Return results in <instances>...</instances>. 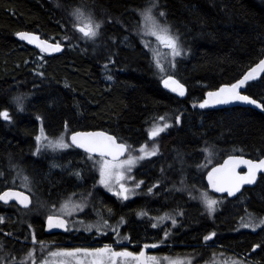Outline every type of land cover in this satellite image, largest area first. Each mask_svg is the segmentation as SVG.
Wrapping results in <instances>:
<instances>
[{
    "label": "trees",
    "instance_id": "trees-1",
    "mask_svg": "<svg viewBox=\"0 0 264 264\" xmlns=\"http://www.w3.org/2000/svg\"><path fill=\"white\" fill-rule=\"evenodd\" d=\"M154 2L157 0H0V113L7 111L10 117L0 116V175L9 177L22 170L35 178L41 175L44 195L51 196L53 191L55 198L65 197L78 186L76 176L67 172L63 176L60 169L50 176L44 170L49 166L35 151L41 127L51 136L101 129L132 148L148 143L154 122L163 117L170 126L160 136L161 151L137 168L135 176L137 183L143 181L139 186L145 192L150 183L154 192L162 190L159 195L153 192L150 208L154 213L173 206L184 211L185 224L176 239L192 246L175 249H227L264 264V229L232 231L248 212L264 215V174L256 186L245 188L236 199L223 196L222 208L211 218L202 211L200 199L196 203L189 200L196 197L184 194L190 187L207 191L206 171L228 155L264 157V112L250 107L199 106L208 91L236 82L264 57V1L158 0V10L182 49L172 60L159 59L163 71L157 66L152 38L140 22L141 11ZM80 6L92 15L97 11L101 27L95 40L79 31L76 18L69 13ZM20 31L39 33L64 44L65 50L58 55L42 53L19 41L16 35ZM168 75L186 86L185 97L163 87ZM245 93L264 103V74L248 82ZM18 95L27 97L25 105L15 102ZM69 153L75 156L64 155L67 157L59 162H73L74 169H82L81 196L90 200L72 222L80 218L98 224H91V231L81 227L70 235L59 234L56 240L116 242L111 228L117 225L119 214L128 222L124 230L131 234V242L151 239L152 234L145 233L146 222V227L139 225L133 216L135 210L149 208L146 197L123 202L101 187L92 191L96 175L91 166L78 161L82 152L73 149ZM207 155H212V161L203 171L204 163L200 164ZM171 178L172 184L164 191L160 180ZM6 214L9 218L0 222V240L8 251L27 252L33 226L39 234L36 241L50 238L44 235L42 217L27 220L22 213ZM101 229L107 235L102 236ZM163 232L155 235L163 237ZM212 232L215 237L205 241L204 236ZM157 251L167 252L168 248L162 245Z\"/></svg>",
    "mask_w": 264,
    "mask_h": 264
},
{
    "label": "snow or ice",
    "instance_id": "snow-or-ice-1",
    "mask_svg": "<svg viewBox=\"0 0 264 264\" xmlns=\"http://www.w3.org/2000/svg\"><path fill=\"white\" fill-rule=\"evenodd\" d=\"M157 6L158 0L140 13L145 22V31L147 34L155 36L157 41L164 47L169 48L172 57L180 56L182 54V49L179 46V38L171 33L169 26L161 24L153 14V8ZM73 16L79 22V31L83 33L84 36L94 38L98 35L101 24L95 22L91 15H86L82 9H75L73 11ZM159 16H164V13L159 12ZM17 35H19L22 40H27L29 43H36L42 51H61V45L59 43L50 44L48 41H41L35 34L21 32ZM158 57L159 53L157 52L156 63L163 71V65L160 63ZM172 66L174 67V64ZM259 74H264V60L259 61L255 67L251 68L243 78L239 79L237 82L226 84L217 91L208 92V99H205L199 106L205 108L210 104L219 105L243 102L264 109V103H260L251 96L241 93V88L245 87L249 80L256 79ZM109 79H111V77H109ZM163 83L166 88H171L173 92H177L180 96H184L186 93L185 86L171 75H168L163 80ZM0 116L5 120L10 119L7 111L0 113ZM160 119H163V117ZM167 127H169L167 124H164L163 127L154 125L149 132L150 137L155 138L159 136ZM36 140L38 143L48 140L49 143L46 147L52 149H64L70 146L63 136L56 140H50L45 135L43 127H41V134L36 137ZM71 144L83 148L88 153L99 154L101 159L97 161V163L100 165V183L110 191L113 189L114 185L118 186L119 190L116 191L115 194L122 197L124 200L129 198V193L132 191L123 183L125 180V171H131L138 160L156 155L158 151V145L149 150L148 145L145 144L139 149L142 155H132L129 151L131 148L130 145L122 142L117 143L115 136L108 135L105 132H76L71 136ZM39 151L40 149L37 148V152ZM240 151L243 150L240 149ZM126 152L129 153L128 157L126 159H121ZM241 165L247 168V171L243 174L238 171ZM258 173H264V158L253 160L245 159L243 156L231 155L219 167L212 169L208 174V181L216 192L235 196L244 185L255 184ZM25 180H27V177H25ZM139 183H143V181ZM139 183L136 187H139ZM13 198L24 207H28L31 203L30 197L22 192L8 191L0 195V200L5 202ZM203 200L209 213H214L216 210L215 206L218 202L208 197L207 194L203 195ZM73 207L80 208L82 206L74 205ZM61 210L71 214L70 202H65L61 206ZM182 214L183 213H181V215ZM139 215L144 216L146 213L140 212ZM173 224H175V220H173ZM156 226V224L152 225V227ZM242 226L252 229L264 226V218L257 219L250 215L248 222L242 223ZM48 227L49 229L66 228V221L61 216L50 215L48 217ZM165 235H167V233H165ZM215 235L216 233L212 232L210 235L205 236L204 239L205 241L211 240ZM124 239H129V237H124ZM36 242V237L33 233V243ZM39 243L43 245L44 242L40 241ZM156 247H158L157 244H145L144 250L139 252H132L127 248L116 250L112 245H104L101 248L59 249L49 253V257L54 258L51 262L49 260H44L42 264H67L69 260H71L72 264H160V258L154 255H148L146 251L148 248ZM256 247L258 248L260 245ZM35 251V249H32L28 254V260L32 261V264H35ZM163 259L166 260L168 264H185V261L180 259H173L170 257H164ZM22 264H27V262L24 261ZM187 264H191V261H187ZM232 264H242V262L233 261Z\"/></svg>",
    "mask_w": 264,
    "mask_h": 264
},
{
    "label": "rangeland",
    "instance_id": "rangeland-1",
    "mask_svg": "<svg viewBox=\"0 0 264 264\" xmlns=\"http://www.w3.org/2000/svg\"><path fill=\"white\" fill-rule=\"evenodd\" d=\"M262 1H264V0H262ZM75 9L76 8H73V9H71L69 11L71 16H73V11ZM77 9H82L83 12L86 15H91L92 19L95 22H98L97 11L96 10H93L95 15H92L90 11L85 10L83 7L81 8V6L77 7ZM159 12L160 11L158 10V7L153 8V14L156 16V18L159 20V22L161 24H163V25L169 26L170 30H171V26L167 22H165L161 16H159ZM99 16L102 18L100 13H99ZM75 22H76L77 27L80 26L79 22L77 20ZM140 22L142 24L143 30L145 31V22H144V19L141 16V14H140ZM171 33H172V30H171ZM149 36L152 38V42H153V47L152 48H153V51L155 53V56L157 57V52H158L159 53V57L158 58L161 61H163V60L166 61V59L168 57H170V59L172 60L173 57L171 55V50L164 48V46L157 41L155 36H152V35H149ZM97 37L95 36L91 40H95ZM43 55H41V57H43ZM15 102H17V104L20 102V103H23V105H25L26 102H27V97L24 96V95L20 97V95H18L15 98ZM164 124L169 125V123L164 118L163 119L159 118V119H157L154 122V125H159L161 127H163ZM168 128L169 127L165 128L164 131H166ZM43 130H44L45 135L50 140H56L59 137L63 136L65 141L70 145L68 148H64V149H59V148L52 149V148L46 147V145L49 143L48 140H44L42 143H38L37 140H36L35 151H36L37 155L40 156L41 159L45 161L44 164L46 165V167L49 166L48 168H45L44 170H48V175H50V176H52L53 173L55 171H57L58 169H60L61 175L66 174L65 172H67L68 174H66V175H69V176L70 175L73 176V174H74L76 176V179H77V180H75L76 185H78L77 187L76 186L75 187H76V189L78 188L79 191L74 189L72 193H68L65 197H63L61 199L55 198V199H58V202L50 203L49 201H47V199L45 197H43L44 196L43 189H42V186L40 185V182H41L40 181L41 180L40 176L41 175H39L37 178H35V175H31V174H28V173H20L19 175L18 174H15V175L14 174L13 175L10 174V176L8 177V180L9 181L15 180L16 182L13 181V183L16 186H17V184L18 185L21 184L20 186H23V187H25V188H27V189H29L31 191L33 190V188H36L35 189L36 190L35 191V195L36 196L34 195L33 206L29 210H26V211H24L22 213V215L27 220H29V219H31L33 217H36V216H45V214L44 215H39V214L45 212L46 214H49V213L62 214V215L67 216L70 219V221H72V217L74 215H76L81 210V208H83L84 206H86V204H88L90 202L89 198H87L86 196H81V194H80L81 189H82L81 185L84 182L85 177L82 176V169L81 168H79V169L78 168L77 169L73 168L74 167L73 162H69V163L63 164V165H61L60 162H59V159H61V158H66L67 156L68 157H70V156L74 157L75 156L74 153H69L71 151V149H73V146H72V144H71V142L69 140V135L70 134L68 132H62V133H60L58 135L51 136V135L47 134V132H46V130L44 128H43ZM164 131H162L159 134V136H157L155 138L150 137V141L148 143H143V144H141V145H139L137 147L134 146V147L129 149V151L131 152L132 155L140 156V155H142V153L139 152V149L143 145L147 144L149 150H151L154 146L158 145V151H157L156 155L145 157L142 160H138L137 163L135 164V166L132 167L131 171H125V180L123 181V183H125V185L129 189L132 190L129 193V198L127 200H124L122 197L117 196L115 194L116 191L119 190L118 186L114 185L113 189L110 191L108 188H106L104 185H102L100 183V170H99L100 169V165L97 163V161H99L101 159V157L93 156V155H90V154H82L81 157H77L78 161L82 162L83 164H89L91 166V170L96 175V180L92 179V181H93V185L91 186L92 191L97 190V188L101 187L105 191H107V192L115 195L116 197L120 198L123 202L130 201L131 199H134V198H137V197H143V194H144L145 191L140 189V186L136 187V185L138 183H137V178L135 176V172H136L137 168H139L141 165L146 163L147 160L152 159V158H154V157L159 155V153L161 151L160 136H161V134ZM40 134H41V128H40L39 133H38L37 136H39ZM37 148L40 149L39 152H37ZM64 155H67V156L63 157ZM128 155H129V153L127 154V156L124 159H126L128 157ZM211 161H212V155H210V158L207 155L206 156V160L204 162V165L202 164L203 162L200 164V166L203 165L202 166L203 168H201V170L204 171L206 168H208V165L211 163ZM56 163H58V164L56 165ZM25 177H27V180H25ZM43 177H44V175H43ZM165 181H166V183H165ZM160 182H163V184H162L163 188L162 189H164V191L167 190V188L172 184V183H170L171 179L160 180ZM164 184H166V185H164ZM95 187H96V189H95ZM186 189L187 188L184 187V190H186ZM92 191H91V193H92ZM161 191L162 190H160L159 192L156 191V192H154V194L159 195ZM75 193H79V197L78 198L75 197L74 195H72V194H75ZM184 194L187 197L190 194H192L194 197H196V198H193V199L189 198V200L194 201V202H196L198 199H200V201H201V203L203 205L202 211L209 218H211L212 215H214V213H216L217 210L222 208L221 205L225 201V199H223L224 197H222V196H220V197L219 196L218 197L217 196H211L210 193L208 192V190L206 191L205 189H202V190L199 189L198 191H196V188H194V187L188 188L187 194L186 193H184ZM204 194H207L208 197H210L212 199H215L218 202L216 204V206H215L216 210H215L214 213L210 214L209 211L207 210L206 205H205L204 200H203V195ZM41 195H43V196H41ZM65 202H70L71 214H68L67 212H64V211L61 210V206ZM144 203H145V201L142 202V205ZM177 203H179V202H177ZM239 204L241 205L242 203L239 202ZM74 205H81L82 207L76 208V207H73ZM150 206L152 207V204H150ZM142 209H145V206ZM135 211H134L135 214L133 213L135 215V216L133 215L135 217V220L140 222L139 225L145 226V224H146L147 227L145 226L146 227V230H145L146 232L145 233L152 234V238L149 239V240H145L144 242H150V243L158 245V247L154 248L151 251V252H154V253L151 254V252H150L149 255H154V256L160 258V264H168V262L163 259L164 257H170V258H173V259H180V260L185 261V264H187V261H189V260L191 261V264H232L233 261H241L242 264H259L256 261H254V260H252V259H250V258H248L246 256L245 257L244 256H240V255H238L236 253H231V251H229L230 253H228L226 251L227 249H223V251L212 249L214 251H211V252H205V251L197 252V250L196 251L195 250L194 251H191V250L190 251L189 250H176L175 247L178 246V245H180V246L187 245V247H191L192 246V245H190V243L184 242V240L182 241L179 238L176 239L180 235L179 233H180V228H182V224H185V221L183 220L184 219V211L181 210L180 206H173L172 208H170L167 211H165L163 213H160V214H158L159 212H161L160 210H155V212H157V213H154V209H153L152 216L151 215L141 216V215H139L137 213V212H139V213L140 212H144V210H140V211H137V212H135ZM144 213H146V212H144ZM181 213H183V214L181 215ZM156 214H158V215H156ZM154 215H156V216H154ZM250 215L254 216L257 219L264 218L263 214L259 215L257 213L248 212L246 215H244L241 218L239 224H235V226L232 229V231H234V230L236 232H239L241 230H254V231H257L260 228L264 229V226L257 227L255 229L243 227L242 223L248 222ZM70 216H71V218H70ZM161 218H163V219H161ZM5 219L6 218L3 215H0V222L5 221ZM173 220H175V224H173ZM91 222L94 223V224H98L97 222H93V221H91ZM144 222H146V223L144 224ZM150 222L152 223V225L156 224L157 226L156 227H152ZM122 223H124V224H122ZM127 223L128 222L122 217L121 219L117 220V225H116V223H114V226H112L111 229L114 230V233H113L114 235L113 236L116 238L117 242H109V243L108 242H90V243H83V244L81 243V244H78V246H75V247H72V248H65V247L52 248L48 244H44V245L30 244V247H29L27 252L20 253V254H14L13 252L8 251L6 249V247H5L4 241L0 240V264H22V262H24V261H26L27 264H32V261L28 260V254L31 252L32 249L36 250L35 251V264H42V261H44V260H49L51 262V260L54 259V258L49 257V253L51 251H56V250H59V249L71 250V249H75V248H101L104 245H112L113 248H115L116 250H121V249L127 248L129 251L139 252L138 249L136 250L132 246L131 247L130 246H117L119 243H132L131 242L132 239H124V237L131 238V234L128 233L127 230H124V227L127 225ZM83 224H84V226H83ZM90 226L92 227L90 222H86L84 219L75 218V220L70 223V231L77 230V229H82L81 227L87 228L88 231H91V229H89V228H91ZM156 231H164L163 232V237H158L157 235H155ZM165 233H167V235H165ZM5 234H7V233L5 232ZM100 234L102 236L107 235L106 229H101V233ZM205 236H208V235H205ZM205 236H204V238H205ZM155 239H158V241L155 242L154 241ZM152 241H154V242H152ZM162 245H164V246H166L168 248L167 252H158L157 251V249L162 247ZM204 245H208V244L204 243ZM194 246H197V245H194ZM58 259H62V258H58ZM67 264H72L71 260L67 261Z\"/></svg>",
    "mask_w": 264,
    "mask_h": 264
},
{
    "label": "flooded vegetation",
    "instance_id": "flooded-vegetation-1",
    "mask_svg": "<svg viewBox=\"0 0 264 264\" xmlns=\"http://www.w3.org/2000/svg\"><path fill=\"white\" fill-rule=\"evenodd\" d=\"M70 136V135H69ZM73 146V145H72ZM73 149H75L76 151H79V150H77L76 148H74L73 147ZM73 149H71V150H73ZM82 152V151H81ZM83 154H88V153H84V152H82ZM20 173H26L24 170H22ZM20 173H18V175L20 174ZM21 184H17V186L13 183V181H9L8 180V177H3L2 175H0V194L5 190V189H9V188H14V189H19V190H22V191H25V192H27L30 196H31V198H32V203H31V205L29 206V207H22V206H20L19 204H17V203H15V202H12V203H2L1 201H0V207H1V210H0V215H3L6 219H7V217L9 218V215L8 214H6V212L7 213H11V212H17V214H20V213H23L24 211H26V210H29L32 206H33V203H34V195H35V188H33V190L31 191V190H29V189H27V188H25V187H23V186H20ZM36 187V186H35ZM141 187V186H140ZM28 190V191H27ZM30 191V192H29ZM73 192V190L72 191H69V193H72ZM153 185H152V183H150L149 184V186H147L146 187V192L143 194L145 197H146V201L148 202V203H146L147 205H149V208H147L146 207V215L148 216V215H151L152 216V210H151V208H150V204H153V202L151 201V199H153ZM81 193H83V192H80V194ZM49 194H51V196H47V195H42L43 197H45L46 199H47V201H49L50 203H56V202H58V199H61V198H63L62 196L61 197H59L58 199H55V196L53 195V191L52 192H50ZM72 195H74L75 197H79V193H75V194H72ZM36 196V195H35ZM87 197V196H86ZM88 198V197H87ZM132 200V199H131ZM89 204V203H88ZM88 204H86V206H88ZM4 205V206H3ZM86 206H84L83 208H81V211L86 207ZM45 214V216H36V217H42V221H43V232H44V235H48V236H50V238L49 237H47V239H44V240H40V241H43L44 243H43V245L44 244H48V245H50L52 248H62V247H65V248H72V247H75V246H78V244H81V243H78V242H76V243H72V242H69V241H60V242H58L57 240H56V236H59V234H65V235H70V234H72L73 233V230L72 231H70V223L72 222V221H70V219L67 217V216H65V215H62V214H53V213H49V214H46L45 212L44 213H41V214H39V215H44ZM50 215H60V216H63V217H65L67 220H68V222H69V229H68V231L67 232H53V233H47L46 232V227H45V222H46V219L50 216ZM135 216V215H134ZM123 216L121 215V214H119V219H121ZM71 218V217H70ZM6 219H5V221H6ZM125 219V218H124ZM75 220V219H74ZM5 221H3V223L5 222ZM85 221L86 222H90L91 224H93L91 221H89V220H86L85 219ZM125 222V221H124ZM149 223V222H148ZM151 223V222H150ZM122 224H124V223H122ZM84 225V224H83ZM151 226H152V223H151ZM150 226V227H151ZM77 231V230H76ZM3 232V231H2ZM4 233V232H3ZM33 233L35 234V237H36V240H39V237H38V231H37V228L35 227V226H33L32 227V229H31V237L30 238H32L33 239ZM12 236V235H11ZM12 237H14L15 239H17L15 236H12ZM41 237V236H40ZM46 237V236H45ZM40 239H42V238H40ZM129 239H132V238H129ZM147 240H149V239H147ZM18 241H21V242H26L25 240H23V239H18ZM40 241H37L36 243H33V240L29 243V244H35V245H41V243H39ZM117 242V241H116ZM83 244V243H82ZM145 244H148V245H151V244H153V243H150V242H140V243H136V242H132V243H119L117 246H132L133 248H135L136 250L138 249V251H141V250H144V245ZM154 248H148L146 251H147V254L149 255L150 254V252L153 250ZM154 252H151V254H153ZM43 255V254H42Z\"/></svg>",
    "mask_w": 264,
    "mask_h": 264
},
{
    "label": "water",
    "instance_id": "water-1",
    "mask_svg": "<svg viewBox=\"0 0 264 264\" xmlns=\"http://www.w3.org/2000/svg\"><path fill=\"white\" fill-rule=\"evenodd\" d=\"M21 32H27V33L35 34V35H37V36L40 38L41 41H48V43H50V44L58 43V42H52V41H49V40L43 38L39 33L31 32V31H20V32H18V33H21ZM18 33H17V34H18ZM16 37H17V39H18L19 41L24 42V43H27V44L31 45L32 47L38 49L40 52L45 53V54H48V55H58V54L62 53V52L65 50V45L59 43V44L61 45V51H59V52H55V51H48V52H45V51H42L41 48L38 47L36 43H29L27 40H22V39L19 37V35H16ZM164 48H166V47H164ZM166 49H169V48H166ZM261 60H264V57H263ZM261 60H260V61H261ZM258 63H259V62H258ZM258 63H257V64H258ZM257 64H255L253 67H255ZM253 67H251V68H253ZM251 68H250V69H251ZM250 69H249V70H250ZM249 70H248V71H249ZM248 71H247V72H248ZM247 72H246V73H247ZM246 73H245V74H246ZM245 74H244V75H245ZM244 75H243V76H244ZM262 75H263V74H259V75L257 76V78L260 77V76H262ZM243 76H242L241 78H243ZM174 78H175V77H174ZM241 78H240V79H241ZM175 79H176V80H179V79H177V78H175ZM253 80H254V79H253ZM179 81H180V80H179ZM250 81H251V80H249L248 82H250ZM236 82H237V81H236ZM248 82H247V83H248ZM180 83H182V82L180 81ZM234 83H235V82H234ZM162 84H163V87H164L167 91H169V92H171V93H174V94L180 96L177 92H173V91L171 90V88H166V87L164 86V83H162ZM182 84H183V83H182ZM231 84H232V83H231ZM183 85H184V84H183ZM224 85H226V84H224ZM224 85H222V86H224ZM184 86H185V85H184ZM222 86H220V87H222ZM246 86H247V84H246ZM246 86L241 88V93H242L243 95H248V94L245 93ZM220 87H219V88H220ZM185 88H186V86H185ZM219 88H217V89H215V90H210V91H213V92H214V91H217ZM210 91H208V92H210ZM208 92H207V93H208ZM186 93H187V90H186ZM186 93H185V95H186ZM185 95H184V96H180V97H185ZM248 96H249V95H248ZM252 98H253V97H252ZM206 99H208L207 94H206ZM253 99H255V98H253ZM256 100H257V99H256ZM257 101H258V100H257ZM259 102H260V101H259ZM260 103H262V102H260ZM209 106H211V107H213V108H218V109L234 108V107H250V108L256 109V110H258V111L264 112V109H261V108L257 107L256 105H250V104H246V103H243V102H233V103H231V104H219V105L210 104ZM76 132H105V133H107L108 135L115 136L114 134H111V133H109V132H107V131H105V130H101V129H99V130H90V131H76ZM76 132H73V133L70 134V136H69V140H70V142H71V136H72L74 133H76ZM115 137H116V136H115ZM116 140H117V143H121V141H119V139H118L117 137H116ZM122 143H124V142H122ZM126 144H127V143H126ZM73 147L76 148V149L79 150V151H82V152H84V153H88V152H86L83 148H79V147H77L76 145H73ZM88 154L93 155V156H99V154H92V153H88ZM127 154H128V152H126V153L124 154V156L121 157V159H124V158L127 156ZM231 155H235V156H243L245 159H253V158L247 157V156L242 155V154H231ZM231 155L226 156L221 162L216 163V164H214L213 166H211V167L206 171V173H205V175H204V181H205V184H206V186H207V189H208L209 192H211L213 195H215V196H219V197H220V196H222V197L224 196V197H227V198L230 199V200H234V199H236V198H237V197H238V196L244 191L245 188H252V187L256 186L257 182H258L259 179H260V176H261L262 174H264V173H258L256 183H255V184H251V185H248V184L244 185V186L241 188L240 192H238L235 196H229L227 193L216 192V191L212 188L211 184H210L209 181H208V174L212 171L213 168H215V167H219L222 163H224V161L227 160L228 157L231 156ZM99 157H100V156H99ZM261 158H264V157H261ZM259 159H260V158H259ZM253 160H258V159H253ZM238 171H240V172L243 174L244 172L247 171V168H246V166L241 165V167L238 169ZM8 191L22 192V193H24L25 195H28V196L30 197V200H31V203H32V198H31V196H30L27 192L22 191V190H19V189H14V188L5 189L0 195H2L4 192H8ZM0 201H1L2 203H12V202H15V203L19 204L20 206L24 207L23 205H21V204H20L17 200H15L14 198L8 200L7 202H5V201H3V200H0ZM31 203L28 205V207L31 205ZM56 216H60V215H56ZM61 217L66 221V228H51V229H49V227H48V218H47V219H46V222H45V227H46V232H47V233H53V232H62V233H63V232H67V231H68V229H69V222H68V220H67L65 217H63V216H61Z\"/></svg>",
    "mask_w": 264,
    "mask_h": 264
},
{
    "label": "bare ground",
    "instance_id": "bare-ground-1",
    "mask_svg": "<svg viewBox=\"0 0 264 264\" xmlns=\"http://www.w3.org/2000/svg\"><path fill=\"white\" fill-rule=\"evenodd\" d=\"M154 74V73H153ZM238 81V80H237ZM235 82V81H234ZM250 96V95H249ZM252 97V96H251ZM254 98V97H253ZM256 99V98H255ZM258 100V99H257ZM259 101V100H258ZM261 102V101H260ZM263 103V102H262ZM202 161V160H201ZM204 163V162H203ZM202 163V164H203ZM84 167V166H83ZM84 169V168H83ZM90 170V169H89ZM195 170V169H194ZM196 171V170H195ZM80 172V171H79ZM64 175V174H63ZM180 175V174H179ZM79 176V175H78ZM145 176V175H144ZM181 176V175H180ZM81 177V176H80ZM140 177H141V175H140ZM172 177V176H171ZM185 177V176H184ZM84 179V178H83ZM196 179V178H195ZM82 180V179H81ZM171 180H172V178H171ZM194 180V179H193ZM197 180V179H196ZM80 181V180H79ZM174 182V181H173ZM165 183H166V181H165ZM172 183V182H171ZM75 184V183H74ZM169 184V183H168ZM164 185H166V184H164ZM91 187V186H90ZM36 189V188H35ZM95 189H96V187H95ZM91 192V191H90ZM42 196V195H41ZM4 206V205H3ZM23 243V242H22ZM21 250V249H20Z\"/></svg>",
    "mask_w": 264,
    "mask_h": 264
}]
</instances>
